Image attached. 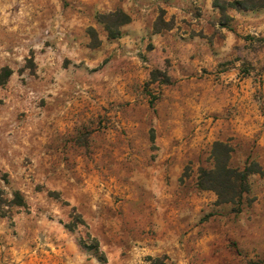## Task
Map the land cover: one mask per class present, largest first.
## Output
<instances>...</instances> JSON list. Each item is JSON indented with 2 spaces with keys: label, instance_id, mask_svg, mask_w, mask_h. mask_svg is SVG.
I'll list each match as a JSON object with an SVG mask.
<instances>
[{
  "label": "rangeland",
  "instance_id": "1",
  "mask_svg": "<svg viewBox=\"0 0 264 264\" xmlns=\"http://www.w3.org/2000/svg\"><path fill=\"white\" fill-rule=\"evenodd\" d=\"M0 264H264V9L0 0Z\"/></svg>",
  "mask_w": 264,
  "mask_h": 264
},
{
  "label": "trees",
  "instance_id": "2",
  "mask_svg": "<svg viewBox=\"0 0 264 264\" xmlns=\"http://www.w3.org/2000/svg\"><path fill=\"white\" fill-rule=\"evenodd\" d=\"M214 4L220 8L223 14H226L228 8L264 9V0H214ZM113 17L119 20L117 21L119 25L128 22L130 17L121 10L103 15L101 20L106 24L108 32L111 36H116L118 31H114L111 25ZM231 152L232 148L229 145L222 142L216 143L213 150L214 165L199 168L197 185L202 189L215 191L218 203L240 204L243 202L244 196L251 192L250 175L257 172L262 173L263 169L256 161H252L244 167L231 165ZM18 196L21 198L20 195ZM17 203L22 205V199Z\"/></svg>",
  "mask_w": 264,
  "mask_h": 264
}]
</instances>
